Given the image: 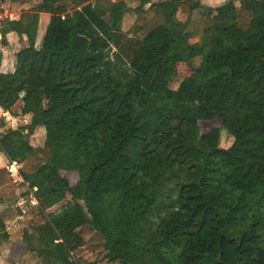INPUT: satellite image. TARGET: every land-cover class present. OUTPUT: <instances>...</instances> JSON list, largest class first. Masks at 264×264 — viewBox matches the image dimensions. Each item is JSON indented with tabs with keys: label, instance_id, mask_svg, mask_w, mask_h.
<instances>
[{
	"label": "trees",
	"instance_id": "trees-1",
	"mask_svg": "<svg viewBox=\"0 0 264 264\" xmlns=\"http://www.w3.org/2000/svg\"><path fill=\"white\" fill-rule=\"evenodd\" d=\"M41 2L39 46L33 8L2 30L26 42L0 72V107L29 121L0 133V152L38 201L19 264H264V0L208 7L200 44L177 17L200 0ZM197 58L173 88L174 64ZM211 119L233 147L200 132ZM58 163L80 192L48 216L68 189ZM13 182L1 167L0 189Z\"/></svg>",
	"mask_w": 264,
	"mask_h": 264
},
{
	"label": "rangeland",
	"instance_id": "rangeland-1",
	"mask_svg": "<svg viewBox=\"0 0 264 264\" xmlns=\"http://www.w3.org/2000/svg\"><path fill=\"white\" fill-rule=\"evenodd\" d=\"M23 2L15 3L17 7L20 8V11H27L29 9H35L37 12H43L39 19L38 34H42L45 29L48 14L44 11V6L41 0H22ZM153 1H163V0H153ZM204 5L200 8L194 10L191 16H186L184 14L178 13V18L187 23V29L192 33L190 38V43L200 44L204 38H209L210 31L208 29L202 30V22L206 17L208 6L210 5L205 0H200ZM227 1V0H226ZM221 4H217L219 6ZM215 7V6H214ZM101 11L100 8H98ZM134 15L129 11L124 16L122 30L131 34L133 28ZM40 36V35H39ZM42 40V38H41ZM41 43V41H40ZM40 43H36L37 46ZM17 44V43H16ZM1 45V44H0ZM8 46V47H7ZM15 46V44H14ZM5 51H1L2 54L7 55V63L12 66L15 61V55L13 51L15 48H12V44L6 45ZM1 54V53H0ZM0 59L2 56L0 55ZM199 59L197 58L193 62L187 63L185 61L176 62L175 67V82L172 87L177 88L178 81L185 77L192 75L194 73L195 67L198 65ZM12 68L0 67V72L12 71ZM29 118H26L23 124L27 123ZM199 130L202 134H214L219 139V145L221 148L228 149L234 146L233 136L223 127L222 123L218 119L211 120H201L198 123ZM8 127L3 120V117H0V133L6 130ZM30 143L39 147L43 145L44 142V129L42 127L36 128L33 133L29 136ZM2 152H0V155ZM6 157V156H5ZM2 160L0 158V165ZM11 163L9 161L5 162L6 167ZM4 165V164H3ZM60 168V174L67 179L68 189L66 191V196L64 200L46 211V215H52L60 211L61 209L69 206L74 202V195L80 192V185L78 182V175L75 171H64L62 170L63 164L58 163ZM8 169V168H7ZM13 183L7 187L0 189V198H3L7 201V204H0V217L2 220H5V226L10 233V238L8 241L0 243V264H19L18 260L20 256L25 251V246L22 242V234L25 231L30 232V220L32 217V212L30 210L29 204L26 202V195L24 194L26 185L22 184V179L19 176H13Z\"/></svg>",
	"mask_w": 264,
	"mask_h": 264
},
{
	"label": "built area",
	"instance_id": "built-area-1",
	"mask_svg": "<svg viewBox=\"0 0 264 264\" xmlns=\"http://www.w3.org/2000/svg\"><path fill=\"white\" fill-rule=\"evenodd\" d=\"M16 19H17V15L15 12H13L12 7L9 4V0H0V41L3 39L4 35L2 33V30L5 27L6 23L8 21L16 20ZM1 116L3 117V120L5 121V124L7 125V127L12 128V129L16 128L20 122L24 123V121H26V118L28 117V115H23V116L11 115L9 111L0 107V117ZM7 168L12 177L14 175L20 177L18 173V165L15 161H12L11 164ZM26 189L28 192L26 195V202L29 205L37 206L38 201L35 198L33 191L28 189L27 185H26Z\"/></svg>",
	"mask_w": 264,
	"mask_h": 264
},
{
	"label": "crops",
	"instance_id": "crops-1",
	"mask_svg": "<svg viewBox=\"0 0 264 264\" xmlns=\"http://www.w3.org/2000/svg\"><path fill=\"white\" fill-rule=\"evenodd\" d=\"M112 1H114V0H112ZM205 1L210 4L208 7H214V6H217V4H223L224 2H226V0H205ZM18 2L22 3L21 1H18ZM18 2L17 1H13V0H9V4L12 7L13 12L16 13L17 19L20 17V15L22 13V11H20V8L17 7V5L15 4V3H18ZM201 5H204V3L201 2ZM42 14H43V12H39V19H40V16ZM48 19H49V15H48ZM47 23H48V20H47ZM47 23H46V25H47ZM38 26H39V23H38ZM45 28H46V26H45ZM44 31H45V29H44ZM44 31L42 32V34H38V32H37L36 43H40L41 38L43 37ZM25 42H26L25 37H22V39H21L13 31L8 32V33H6L3 36V39L0 41V44H1L0 45V53H1L0 55L2 56V59H0V67L1 68L2 67H4V68H12L14 70V67H15V61L13 62L12 66H10L7 63V60H6L7 59V55L5 53L2 54V52H1V51H5V48L8 47V46L7 47H5V46L8 45V43L12 44V48L13 47L15 48L14 50H12L13 51V55H15L16 52L19 50V47H20L21 43H25ZM14 44H15V46H14ZM12 71H7V72H12ZM0 158L2 160V163H1L2 165H0V168H1V167L6 166L5 162L7 161V158L5 157V155L3 153L0 155ZM3 203L7 204V201L3 202ZM3 221L5 222V220H3Z\"/></svg>",
	"mask_w": 264,
	"mask_h": 264
}]
</instances>
